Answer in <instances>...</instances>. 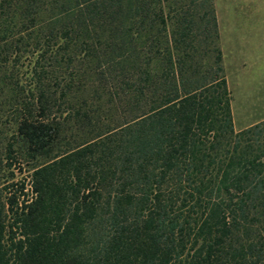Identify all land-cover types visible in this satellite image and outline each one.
Wrapping results in <instances>:
<instances>
[{
    "label": "trees",
    "instance_id": "1",
    "mask_svg": "<svg viewBox=\"0 0 264 264\" xmlns=\"http://www.w3.org/2000/svg\"><path fill=\"white\" fill-rule=\"evenodd\" d=\"M0 148V264H264L216 0H0Z\"/></svg>",
    "mask_w": 264,
    "mask_h": 264
},
{
    "label": "rangeland",
    "instance_id": "2",
    "mask_svg": "<svg viewBox=\"0 0 264 264\" xmlns=\"http://www.w3.org/2000/svg\"><path fill=\"white\" fill-rule=\"evenodd\" d=\"M216 8L232 112L240 130L264 118V0H216ZM4 173L0 170V188ZM17 174L28 183V169Z\"/></svg>",
    "mask_w": 264,
    "mask_h": 264
}]
</instances>
